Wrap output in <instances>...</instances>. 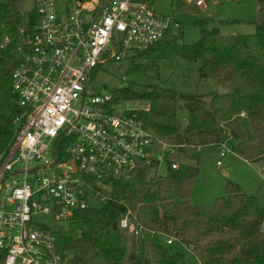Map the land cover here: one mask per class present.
Returning a JSON list of instances; mask_svg holds the SVG:
<instances>
[{
	"label": "built area",
	"instance_id": "built-area-1",
	"mask_svg": "<svg viewBox=\"0 0 264 264\" xmlns=\"http://www.w3.org/2000/svg\"><path fill=\"white\" fill-rule=\"evenodd\" d=\"M32 3L17 28L20 59L11 72L21 111L0 152V264H73L56 251L54 224L112 200L111 181L143 171L153 182L169 164L178 166L167 159L178 152L153 138L135 109L119 112L113 94L89 87L100 65L160 41L172 17L157 14L149 0ZM9 41L1 38L0 56ZM215 145L219 157L230 151L223 140ZM259 174L264 179V167ZM118 225L134 237L144 230L129 210Z\"/></svg>",
	"mask_w": 264,
	"mask_h": 264
},
{
	"label": "trees",
	"instance_id": "trees-1",
	"mask_svg": "<svg viewBox=\"0 0 264 264\" xmlns=\"http://www.w3.org/2000/svg\"><path fill=\"white\" fill-rule=\"evenodd\" d=\"M183 6L182 0H172L176 12L186 13ZM24 19L20 0H0V40L5 35L10 38L0 56V152L10 145L12 119L21 111L11 92V72L20 59L17 28ZM171 24L160 41L130 53L133 69L144 71L143 62L153 48L161 41L173 42L179 23L172 17ZM173 51L196 64L198 79H210L216 87L221 84L227 93L219 94L216 88L207 94H193L164 91L158 86H125L113 93L114 98L149 100V111L137 113V117L153 138L178 153L220 142L227 133L241 159L262 162L264 18H257L251 34L224 35L217 28H202L196 42L176 44ZM179 112L184 113V124ZM241 113L250 123L251 142L244 141L238 118ZM196 175L191 165L178 164L172 169L169 164L153 182L143 171L129 179L109 182L112 200L97 209L77 212L68 227L54 224L56 251L70 256L73 264H187L180 252L171 249L173 244H181L192 252L198 264H264L263 207L229 180L224 194L212 203L193 204L189 197ZM154 196L158 204L146 200ZM127 210L135 214L144 229L141 235L146 238V252L139 251L134 240L126 254L124 231L118 220ZM158 237H172L175 242L167 245L155 241Z\"/></svg>",
	"mask_w": 264,
	"mask_h": 264
},
{
	"label": "rangeland",
	"instance_id": "rangeland-1",
	"mask_svg": "<svg viewBox=\"0 0 264 264\" xmlns=\"http://www.w3.org/2000/svg\"><path fill=\"white\" fill-rule=\"evenodd\" d=\"M60 8L67 0H56ZM181 7L186 13L176 12L172 0H149L153 10L164 17H173L179 23V31L171 43L161 41L154 48L147 61L144 71L132 68L129 57L119 61H110L96 68L89 81L90 90L100 94H113L120 87L154 88L156 86L175 93L207 94L216 86L210 79H198L195 63L183 60L174 54L176 44H192L201 35V29L217 28L221 34H251L255 30L257 18H264V1L259 0H182ZM190 7L189 11L188 8ZM34 8L32 0H20V11L23 16ZM187 9V11H186ZM192 10V11H191ZM188 12V13H187ZM167 41V40H166ZM114 97V96H113ZM120 101L117 111L135 109V113L148 112L150 101L144 99L114 98ZM245 115V114H244ZM182 124L185 123L184 113L179 112ZM244 141L251 142L253 133L246 116L239 115ZM220 126H223L220 123ZM224 142L230 146V151L219 157L214 143L187 149L186 154L174 153L167 159L177 164L191 165L196 168L197 175L192 184L189 200L193 204H210L216 197L224 194L227 180L236 183L242 191L252 196L264 209V179L260 176L262 162H245L234 150V141L225 133ZM165 143V142H164ZM167 144V143H166ZM221 165L217 166L216 162ZM162 174L165 173L166 168ZM151 204H158L157 198H146ZM62 224V223H59ZM69 223L64 224L68 227ZM126 240V254L135 240L139 251L146 252V238L131 236L123 232ZM155 241L165 243L162 237ZM175 242V241H174ZM172 242V244L174 243ZM171 249L180 252L187 264H198L192 252L184 245L173 244Z\"/></svg>",
	"mask_w": 264,
	"mask_h": 264
},
{
	"label": "water",
	"instance_id": "water-1",
	"mask_svg": "<svg viewBox=\"0 0 264 264\" xmlns=\"http://www.w3.org/2000/svg\"><path fill=\"white\" fill-rule=\"evenodd\" d=\"M216 89H217V92L219 94H225V93H227V89L223 88L221 84H218L217 87H216Z\"/></svg>",
	"mask_w": 264,
	"mask_h": 264
},
{
	"label": "crops",
	"instance_id": "crops-1",
	"mask_svg": "<svg viewBox=\"0 0 264 264\" xmlns=\"http://www.w3.org/2000/svg\"><path fill=\"white\" fill-rule=\"evenodd\" d=\"M245 161V160H244ZM245 162H247V161H245ZM247 163H249V162H247Z\"/></svg>",
	"mask_w": 264,
	"mask_h": 264
}]
</instances>
